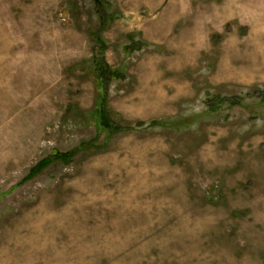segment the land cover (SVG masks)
I'll return each mask as SVG.
<instances>
[{
    "label": "rangeland",
    "instance_id": "374dc122",
    "mask_svg": "<svg viewBox=\"0 0 264 264\" xmlns=\"http://www.w3.org/2000/svg\"><path fill=\"white\" fill-rule=\"evenodd\" d=\"M101 6L0 0V264H264V0Z\"/></svg>",
    "mask_w": 264,
    "mask_h": 264
},
{
    "label": "trees",
    "instance_id": "16d2710c",
    "mask_svg": "<svg viewBox=\"0 0 264 264\" xmlns=\"http://www.w3.org/2000/svg\"><path fill=\"white\" fill-rule=\"evenodd\" d=\"M94 4L100 21L105 23L107 16L105 14L104 7L101 6V0H94ZM93 37L94 42L98 47V51L89 61V68L91 70V76L94 79V85L97 94L96 100L94 102L92 117L98 130L105 132V134L108 136L123 130V128H120L114 124V121H112L106 106L107 90L111 82L119 79L121 74L106 63L103 55L106 46L100 35L94 34ZM75 153L76 151L64 154L54 153L50 157L39 162L36 167L30 170L27 178L33 177L37 173L42 172L45 168L52 164L53 161L63 164L69 163Z\"/></svg>",
    "mask_w": 264,
    "mask_h": 264
}]
</instances>
